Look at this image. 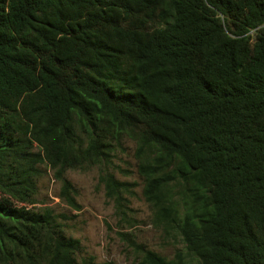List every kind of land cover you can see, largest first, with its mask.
I'll return each instance as SVG.
<instances>
[{
	"label": "trees",
	"instance_id": "obj_1",
	"mask_svg": "<svg viewBox=\"0 0 264 264\" xmlns=\"http://www.w3.org/2000/svg\"><path fill=\"white\" fill-rule=\"evenodd\" d=\"M125 138L185 246L138 264H264V0H0V264H98L37 182L79 209L66 172ZM99 183L122 206L130 185Z\"/></svg>",
	"mask_w": 264,
	"mask_h": 264
},
{
	"label": "rangeland",
	"instance_id": "obj_2",
	"mask_svg": "<svg viewBox=\"0 0 264 264\" xmlns=\"http://www.w3.org/2000/svg\"><path fill=\"white\" fill-rule=\"evenodd\" d=\"M135 147L133 140L125 138L105 165L66 172L75 187L79 209L59 197L60 182L50 168L43 167L46 171L38 179L34 207L51 208L65 235L79 240L78 259L92 255L98 264H138L137 244L167 258L178 250L185 251L177 232L154 220L153 210L142 193L143 179L137 172ZM101 170L113 172L118 180L130 185L123 192L122 206L106 197L99 183Z\"/></svg>",
	"mask_w": 264,
	"mask_h": 264
}]
</instances>
